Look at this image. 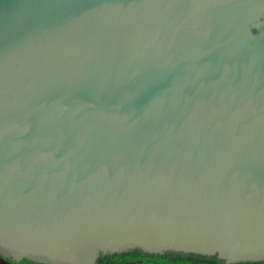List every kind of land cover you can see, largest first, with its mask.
Returning a JSON list of instances; mask_svg holds the SVG:
<instances>
[{
    "label": "water",
    "instance_id": "95a60500",
    "mask_svg": "<svg viewBox=\"0 0 264 264\" xmlns=\"http://www.w3.org/2000/svg\"><path fill=\"white\" fill-rule=\"evenodd\" d=\"M135 248L264 263V0H0V261Z\"/></svg>",
    "mask_w": 264,
    "mask_h": 264
},
{
    "label": "trees",
    "instance_id": "16d2710c",
    "mask_svg": "<svg viewBox=\"0 0 264 264\" xmlns=\"http://www.w3.org/2000/svg\"><path fill=\"white\" fill-rule=\"evenodd\" d=\"M24 261H28L23 259ZM125 260H141L153 264H224L223 260L217 259L215 256H203L192 253L181 252H163L160 254L146 253L140 249H130L120 253L100 254L97 264H105L107 262H119ZM29 262V261H28ZM231 264H264L262 261H243Z\"/></svg>",
    "mask_w": 264,
    "mask_h": 264
},
{
    "label": "flooded vegetation",
    "instance_id": "af4514ba",
    "mask_svg": "<svg viewBox=\"0 0 264 264\" xmlns=\"http://www.w3.org/2000/svg\"><path fill=\"white\" fill-rule=\"evenodd\" d=\"M8 262H11L9 259H7ZM97 262V261H96ZM0 264H5L3 263V261H0ZM11 264H32L30 261H24V260H20L18 262L12 261ZM97 264V263H95ZM105 264H153V263H149V262H145V261H141V260H125V261H119V262H107ZM165 264H175V263H165Z\"/></svg>",
    "mask_w": 264,
    "mask_h": 264
}]
</instances>
